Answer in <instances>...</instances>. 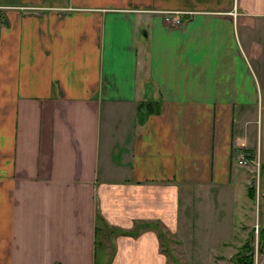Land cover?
Here are the masks:
<instances>
[{
  "label": "crops",
  "instance_id": "0c3cea01",
  "mask_svg": "<svg viewBox=\"0 0 264 264\" xmlns=\"http://www.w3.org/2000/svg\"><path fill=\"white\" fill-rule=\"evenodd\" d=\"M239 150L264 165V0H0V264H164L192 202L227 234Z\"/></svg>",
  "mask_w": 264,
  "mask_h": 264
},
{
  "label": "rangeland",
  "instance_id": "374dc122",
  "mask_svg": "<svg viewBox=\"0 0 264 264\" xmlns=\"http://www.w3.org/2000/svg\"><path fill=\"white\" fill-rule=\"evenodd\" d=\"M235 154L244 179L235 184L233 216L227 219L228 233L223 234L218 228L212 235H206L205 228L209 226L207 222L204 224L194 219L197 203L192 202L188 211L193 218L192 225L175 232L165 231V239H160L164 264H233L237 253L248 249L244 246L246 244L251 246L248 252L253 253V264H264V248H260L261 239H264L261 234L264 228V165L258 158L246 154V162L239 163L238 151ZM249 185L254 187L253 197L247 195ZM205 200H201L204 206L207 205ZM202 203L198 206L203 207ZM224 215L218 212V221H223Z\"/></svg>",
  "mask_w": 264,
  "mask_h": 264
},
{
  "label": "trees",
  "instance_id": "16d2710c",
  "mask_svg": "<svg viewBox=\"0 0 264 264\" xmlns=\"http://www.w3.org/2000/svg\"><path fill=\"white\" fill-rule=\"evenodd\" d=\"M137 109H138V117H143L145 115V113H149V112H154V111H158L159 109V103L157 101H147V102H143V101H139L137 103ZM254 187L253 185H249L247 187V195L249 197H253L254 196ZM264 228H262L261 230V234L264 235ZM246 248V250L242 251V252H238L237 255L235 256V258L233 259V264H253V253L250 251L248 252V250H250L251 246L249 244L244 245ZM260 248H264V239H261V243H260Z\"/></svg>",
  "mask_w": 264,
  "mask_h": 264
},
{
  "label": "built area",
  "instance_id": "2783aa9c",
  "mask_svg": "<svg viewBox=\"0 0 264 264\" xmlns=\"http://www.w3.org/2000/svg\"><path fill=\"white\" fill-rule=\"evenodd\" d=\"M179 20H180V17L178 13H174L172 16L165 17V21L172 23V24L179 22ZM246 160H247V157L245 155V152L242 150H239L238 151V162L242 163V162H246Z\"/></svg>",
  "mask_w": 264,
  "mask_h": 264
}]
</instances>
